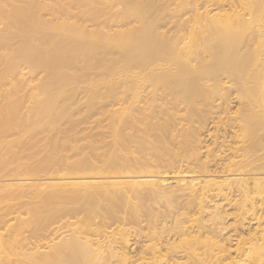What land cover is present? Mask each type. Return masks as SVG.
<instances>
[{
    "label": "bare ground",
    "instance_id": "1",
    "mask_svg": "<svg viewBox=\"0 0 264 264\" xmlns=\"http://www.w3.org/2000/svg\"><path fill=\"white\" fill-rule=\"evenodd\" d=\"M229 1L0 0V264H264V226L245 223L264 214V0ZM231 88L222 175L202 161L170 171L197 156L182 154L192 126ZM84 171L128 175L71 177ZM168 172L193 176L168 193ZM16 211L27 216L4 219ZM118 212L149 217V257L131 260L126 230L107 231Z\"/></svg>",
    "mask_w": 264,
    "mask_h": 264
},
{
    "label": "rangeland",
    "instance_id": "2",
    "mask_svg": "<svg viewBox=\"0 0 264 264\" xmlns=\"http://www.w3.org/2000/svg\"><path fill=\"white\" fill-rule=\"evenodd\" d=\"M179 1L180 0H171V2H172L173 5H175ZM191 1L192 2H195L196 1V6H198L200 8L199 11H201V12H203L204 11L203 9H206V8L209 9V10L210 9L211 10H215V9L218 8L220 10L222 9L223 11H225V10H229V6H230V5H228V4H230V1L229 0L228 1L227 0H220L219 2H218V0L217 1H215V0H213V1H209V0H206V1L205 0H191ZM226 1L229 2V3L227 4ZM204 5H206V7ZM186 15H188V14H186ZM171 27H172V25L170 27L164 25V26H162L161 30H166V31H170L171 32L172 31V28ZM33 76H34V78L32 80V84L35 82V79L38 77V74H34ZM232 91H233V89L231 88V89L228 90V93H226L227 96L225 98H226L227 101H226L225 104H219V101H216V102H214V105L213 106L204 108L205 110H209V111L205 115L206 121H205V123L203 125L195 122L194 125L192 126L191 135H190V137L187 138V143L184 145L182 154L183 153L186 154L189 151V152H193L194 154L196 153L197 156L194 159H192V158L188 159V158H185V157H180L178 159V162H176V164H175L176 167L170 169V171H176L177 169H182V170L185 169L186 170V169H191V167H194L193 170L198 171L199 168L197 166L202 161L205 166L207 165L206 166L207 167L206 168L207 169V174H211V175H222V174H220L221 173L220 171H221V167H222V163H223V160L222 159L224 158L223 155L224 156L225 155L227 156L229 153H228V150L226 149V146L223 147L221 145V142H222L223 136L224 135H230L231 134L230 131L233 130L231 128L232 121L230 120V117L234 115V113H235V111L237 109V102H236L237 101V96ZM82 100H83V96H82ZM25 105H27L26 102L21 105V106H23L22 107V111L25 110ZM105 105H107V107H105V109L106 108L109 109V108H111V105L112 104H111L110 101L105 100L104 101V106ZM212 116H215V117L216 116H220L221 119L211 118ZM92 119L93 118H90L89 119L90 122H89V124H87V127H88V125H93L94 124V123L93 124L91 123ZM212 121H215V122H212ZM105 135H107V134H105ZM223 143H224V145L227 144L225 141H223ZM68 154L70 155V157L76 156L75 155V152H73V151H69ZM186 160H188V162H190V163H188ZM98 165H100V164H98ZM161 170H163V169H161ZM217 171H219V172H217ZM118 175L127 176L128 174L127 173H123V174H110L109 173V174H107V173H95V172H92V171H84L81 174L73 175L71 177H76V176L100 177V176H118ZM160 175L162 177H159V180H158L159 185L162 188H164L165 190H167L168 193H173V192L175 193L177 191V189H178L177 187L182 184L181 182H179V180L182 177H186V179H188L187 178L188 176H193V175H190V174L184 175L182 173V174L176 175L177 177H175L174 175H172V173H169V172L168 173H165V174H160ZM194 175H200V174L198 172H195ZM38 177H40V176H38ZM33 178H37V176H35ZM200 179H202V178H200ZM116 180L124 181V180H127V179H115V181ZM161 180H163V181H161ZM24 181H22V182L25 183V184H27L29 186V187L26 186L28 189L30 187H31L30 189H32V186L35 187V185H36V188H38L40 186L38 189H41L42 187H43V189H46V188L49 189V188H51V187L48 188V184H50V183L47 182V181H46V184L44 182H42V181H39L38 182L36 180L35 181H31V180L28 181V179H27V181L26 180H24ZM90 181H101L102 182V181H106V180L93 179V180H90ZM111 181H114V180H111ZM26 182H28L29 184L26 183ZM31 182H34V183H31ZM35 182H36V184H35ZM42 183H44V186H43ZM26 187L24 186V187H22V189H24ZM28 189H26V190H28ZM24 191H25V189H24ZM176 193L179 194L178 191ZM199 197L200 198H205V196H202V195H199ZM27 198L30 200L29 197H24L22 200L26 199V201H27L28 200ZM206 198H208V196ZM216 199L218 200L219 197H216L215 196L213 198H210V196H209V200L208 199H205V201L207 200L209 202V204H214V201ZM146 201H147V205H149V204L153 205L152 207L154 209L156 207V209H155L156 211L158 210V212H160V213L163 212V209L164 208L162 206L157 205V204L155 205L152 202V198H147ZM197 201H199V200H196V204H197ZM6 202H4V204ZM184 202H186V197L179 198L178 199V208L180 206H182ZM221 203H222V205H225L226 201L224 200ZM1 207L2 206L0 205V209H1ZM196 207L197 206H194L195 209H193L190 212V214H188L190 216L189 219L190 218H193V219L194 218H198L200 216L199 214H194V211L196 210ZM22 208L23 207H21L19 209V211L22 210ZM225 208L230 209V211H231V213L228 216V218L231 219L232 217L235 216V213L237 211H236V209H233V206L228 205ZM4 209L5 208H2V210H4ZM260 209H262V206H260ZM7 210H10V209H6V211L4 210V212L7 213L8 212ZM19 211H16V213H14L12 215H8L4 219L10 218V216L12 217L13 215L17 214ZM22 211H24V210H22ZM22 211L19 212V213L21 214L22 217H26L27 214L25 212H22ZM1 212H3V211L0 210V214H1ZM142 213L143 212H141V214L139 215V219L138 220H136V221H131L130 220L129 221V220H124L123 219L124 214L122 212H120V213L118 212L116 218L112 219V221L109 220V222H108V224L110 223L109 224L110 225V228L107 229V231L109 230V232H111L112 229H116L117 227H119V228H123L124 230H126L127 234H129L128 235V240L129 241H127L129 243H126V249L125 248H123V249L125 251L129 252V257L131 258V260H135L136 258L139 259L141 256L142 257L143 256L144 257H149V254L147 253L148 250H145L146 249L145 245L147 246L150 243L149 241H147V237H145L148 234L147 218H149V217H146L145 213H143V214ZM237 213H239V212H237ZM2 214H5V213H2ZM142 215H143V217H142ZM248 215L249 214L247 213V217H248ZM66 217H62L61 219L62 220L63 219L64 220H67L69 218L68 216H66ZM73 219L75 220V218H72V219L69 218L70 221H74ZM145 219H146V221H144ZM97 220L96 221L99 222V219H97ZM59 222L61 223V221H59ZM60 223H57V224H60ZM245 223H249L250 224L249 227L251 228V230H259L261 227L264 226V214H263V212H261V215L257 219H253L251 221L246 220ZM57 224H55V226ZM187 224H189V223H187ZM109 225H108V227H109ZM52 227H54V225ZM113 227H115V228H113ZM242 228L245 229L246 226L244 227V226H240L238 224V229L240 230V232H241V229ZM229 229H231V228H229ZM239 230H236L237 232L236 231L230 232V234H232V237L230 238V241L229 240H225L224 241V244H222L223 245V248H225V250L224 249H221V250H223V252L225 251V253H226V251L229 252L230 253V257L235 256V253L237 252L236 251V249H237V246H236V243L237 242L236 241H239L238 240L239 239V236L238 235H240L239 234L240 232H238ZM146 241L149 242V243H147ZM228 246H231V247H228ZM123 247H125V245ZM162 247L164 248L163 245H162ZM138 253H139L140 256L138 255ZM228 254H226V255H228ZM222 255L225 256L224 253Z\"/></svg>",
    "mask_w": 264,
    "mask_h": 264
}]
</instances>
